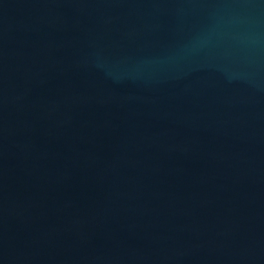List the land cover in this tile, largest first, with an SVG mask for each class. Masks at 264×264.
<instances>
[{
  "label": "water",
  "instance_id": "1",
  "mask_svg": "<svg viewBox=\"0 0 264 264\" xmlns=\"http://www.w3.org/2000/svg\"><path fill=\"white\" fill-rule=\"evenodd\" d=\"M0 264H264V0H0Z\"/></svg>",
  "mask_w": 264,
  "mask_h": 264
}]
</instances>
